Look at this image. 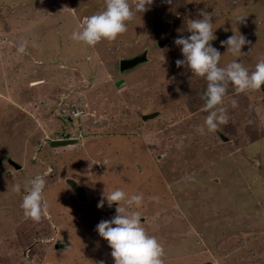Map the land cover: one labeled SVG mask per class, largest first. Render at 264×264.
<instances>
[{"label":"rangeland","instance_id":"rangeland-1","mask_svg":"<svg viewBox=\"0 0 264 264\" xmlns=\"http://www.w3.org/2000/svg\"><path fill=\"white\" fill-rule=\"evenodd\" d=\"M104 8L105 0H0V264H114L96 225L115 215L116 204H97L116 189L143 194L133 210L163 244L164 264H264V94L229 84V122L199 134L207 80L176 66L184 57L174 43L205 11L219 66L237 59L254 71L264 57V0H153L115 41L72 40ZM234 32L251 42L240 58L220 43ZM145 50L146 62L119 71L120 59ZM61 125L82 141L46 145ZM65 169L88 200L62 181ZM36 176L49 205L39 223L20 207L23 182Z\"/></svg>","mask_w":264,"mask_h":264},{"label":"clouds","instance_id":"clouds-1","mask_svg":"<svg viewBox=\"0 0 264 264\" xmlns=\"http://www.w3.org/2000/svg\"><path fill=\"white\" fill-rule=\"evenodd\" d=\"M166 2L171 4L172 0H166ZM195 2L200 3V0ZM152 5L153 0H105L104 10L88 17L83 29L74 30L71 38L90 47H94L105 39L109 42L115 41L118 36L127 32V22L132 21L137 13L150 10ZM200 15L202 19L191 20L188 26L187 30L191 35L178 37L174 43L181 46L180 50L184 57L175 61L176 66L179 68L186 65L192 74L207 80L204 110L209 114L204 125L197 128L198 133L204 135L205 126L207 132H215L221 125L229 122L224 100L229 84L234 87L237 94L250 90L257 91L262 86L264 90V57L259 59L255 70L251 72L241 62H237V59L226 67H220L222 55L211 43L217 38L213 29L212 16L205 11H201ZM244 17L238 16L237 22H243ZM220 43L221 46H226L227 52L237 58L245 54L241 51L242 46L251 44L244 35L240 33L237 35L235 32ZM27 44L26 40L21 41L17 45L18 53L23 54ZM231 106L233 108L237 106L235 99L231 100ZM97 163L96 168L101 169V164L97 166ZM45 186L44 176L28 178L23 182L27 194L23 196L20 207L24 216L36 223L42 220L49 207L44 197ZM13 191L20 193L21 184H15ZM150 199L158 201L159 197L154 196ZM105 200L109 208L115 202V215L111 219L101 220L96 225V231L108 242L114 264H164L166 253L163 244L146 231L142 226L141 213L133 210L143 205V194L129 196L124 190L116 189L107 195L104 194L97 207L103 208ZM99 264L104 262L100 261Z\"/></svg>","mask_w":264,"mask_h":264},{"label":"water","instance_id":"water-1","mask_svg":"<svg viewBox=\"0 0 264 264\" xmlns=\"http://www.w3.org/2000/svg\"><path fill=\"white\" fill-rule=\"evenodd\" d=\"M168 42V39L165 38L163 40H159L158 41V45L159 46H164V44H166ZM147 52L146 50L136 54L132 57H127V58H122L119 60L118 63V67H119V71L120 72H125L128 71L144 62L147 61ZM158 112H153L151 114H146L144 116H142L143 120H148L151 119L155 116H157ZM77 142V140L73 139V138H61V139H54L51 140L49 142V146L51 147H62V146H68V145H72L75 144ZM9 163L13 166V168L18 169L20 166L18 164H16L15 162L13 163V161H9ZM79 193V192H78ZM79 199L80 200H86V197L82 196L81 193H79ZM115 205V203H113L112 207Z\"/></svg>","mask_w":264,"mask_h":264},{"label":"flooded vegetation","instance_id":"flooded-vegetation-1","mask_svg":"<svg viewBox=\"0 0 264 264\" xmlns=\"http://www.w3.org/2000/svg\"><path fill=\"white\" fill-rule=\"evenodd\" d=\"M260 90L263 93V91H264L263 86ZM63 110L61 112H63ZM63 115H65L69 121H73L71 119V117L68 116V114L66 115V113H65ZM59 119L65 121V118H59ZM67 128H69L67 125H64V126L61 125L58 129L56 128L57 130H53V131L51 130L50 134L47 136L48 138L46 140H44L45 141L44 143H46V145H49V142L51 140H54V139L74 138L75 140L78 139V141L76 143L79 144V142L82 141L81 138H79L78 135H76L74 131L70 132L71 131L70 128H69V131H67ZM71 146H75V145H71ZM52 148L54 149V148H58V147H52ZM7 161H9V160L7 159ZM0 164H2V161H0ZM66 171H70V170L65 169L64 174L62 173L63 175L61 176V179H62V181H64L65 185L71 190V192H73V193L74 192H79V193L83 192L84 195H87L85 187H83L79 183V181L72 176L73 174L72 175H70L68 173L66 174ZM86 200H88V197L86 198Z\"/></svg>","mask_w":264,"mask_h":264},{"label":"built area","instance_id":"built-area-1","mask_svg":"<svg viewBox=\"0 0 264 264\" xmlns=\"http://www.w3.org/2000/svg\"><path fill=\"white\" fill-rule=\"evenodd\" d=\"M74 115H77V113H75Z\"/></svg>","mask_w":264,"mask_h":264},{"label":"trees","instance_id":"trees-1","mask_svg":"<svg viewBox=\"0 0 264 264\" xmlns=\"http://www.w3.org/2000/svg\"><path fill=\"white\" fill-rule=\"evenodd\" d=\"M261 91V90H260Z\"/></svg>","mask_w":264,"mask_h":264}]
</instances>
